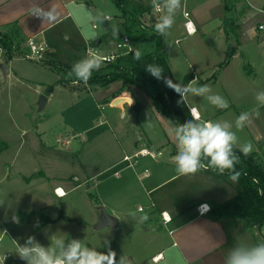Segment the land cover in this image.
Wrapping results in <instances>:
<instances>
[{
    "label": "crops",
    "instance_id": "1",
    "mask_svg": "<svg viewBox=\"0 0 264 264\" xmlns=\"http://www.w3.org/2000/svg\"><path fill=\"white\" fill-rule=\"evenodd\" d=\"M148 1L152 16L161 21L167 16L172 21L171 26L161 35L174 81L180 85L184 76L194 75V79L182 93V99L190 115L191 111L197 115L195 119L192 115L191 117L198 126L211 122L212 119L218 121V111L230 109L232 106L231 101L227 103L221 95L224 92L233 94L237 91L231 76L238 66H241L239 69H243L242 60H246L245 66L253 74L264 72L262 52L264 31L258 30V26L264 24V0H180L182 13L179 17L173 12L169 13L168 0ZM139 2L144 3L145 0ZM154 5L160 7L159 13L153 12ZM184 13H188V18L193 24L194 33L191 35H187L184 30L186 21ZM96 14L97 9L90 0H0V35L15 34L18 37L13 54H8L0 48L4 52V55L0 54V66L4 67V71L7 68L12 71L13 61L23 57L19 46L24 45L25 40L32 37L37 42H43L47 49L42 62L29 61L30 63L51 73H53L49 68L51 65L79 71L82 65L90 62L83 54L87 44L95 42L102 52H108L123 34L120 16L115 18V23L112 18L105 21L106 15H103L101 32H98L95 24L84 27L80 15L91 16L94 19ZM224 19L233 20L234 25L238 27L237 39L229 36L233 41L237 40V45L228 64L212 79L211 76L223 61L229 45V38L222 29ZM93 25L96 29L92 28ZM173 25L179 30L180 35L170 41L168 35ZM240 42L246 43L245 53L240 51ZM254 42L257 43L258 50L253 49ZM251 49L254 51L253 56L250 54ZM177 50L179 54L176 53ZM5 55L6 60L3 61ZM78 63L82 65L76 67ZM56 82L55 75L54 85L58 86ZM51 88L50 86L47 89V94ZM204 88L207 90L201 92ZM68 89L78 99H83L84 104L83 111L77 115L78 122L68 125L71 130L85 133L88 137L81 141L79 151L85 145L91 144L92 149H97L102 155L100 159L102 166L98 167L97 173L93 176H99L109 168L121 166L124 164L122 160L125 156H132L144 147H152L148 134L139 123L145 107L151 109L159 125L164 124L167 119L157 113L146 94L134 86L122 88L120 82H114L94 91ZM217 97L225 102L227 107L214 112L216 106H219L214 102V98ZM103 106L110 108L109 114H112L111 109L117 110L122 120L127 119L131 122V129L127 125H118L114 128L106 119L104 123L99 121L97 123ZM241 116L238 115V121ZM34 129L33 134L38 136V130ZM130 132L136 135V139L129 136ZM65 136H68V132L62 137L68 142L66 146H62L66 148L73 142ZM178 136L177 130L176 139L167 142L169 152L166 153L163 148H156L161 151L158 159L144 157L138 159L135 164V170L136 167L139 168V173L136 174L134 171L137 177L134 191L147 210L145 216L138 218L139 222L128 210V204L133 202L135 195L129 197L128 194L121 192L125 189L126 181L116 184L117 187L97 188L100 197V202H97L106 204L104 206L107 214L118 221L116 229L110 230H118L120 226L125 230L126 226L131 225L134 226L133 230L139 227L143 234L154 233L153 243L137 245L130 242L122 247L116 246L112 260L124 259L130 264H232L237 258L253 256L257 250L264 248L260 230L256 227H247L241 220L227 217L210 219L207 214H198L197 207L201 204H206L210 208L232 199L236 194V184L228 177L204 169L192 175H180L177 172V156L172 152V146L179 148ZM93 143L95 145H92ZM231 146L240 150L235 145ZM251 154L261 164L256 153ZM98 162L99 160L94 163ZM128 168L126 164V168L123 167L121 170L126 171ZM133 168L129 169L134 170ZM35 171L38 173L37 169ZM45 175V171L41 170L38 178L45 179ZM82 179L83 182H88L90 178L85 174ZM25 181L29 182L27 179ZM56 189L62 190L58 185L53 187V191ZM161 213L170 217V223L166 226L161 224ZM100 217L101 214L93 224ZM161 229L167 238L159 236ZM154 257H157L155 261Z\"/></svg>",
    "mask_w": 264,
    "mask_h": 264
},
{
    "label": "rangeland",
    "instance_id": "2",
    "mask_svg": "<svg viewBox=\"0 0 264 264\" xmlns=\"http://www.w3.org/2000/svg\"><path fill=\"white\" fill-rule=\"evenodd\" d=\"M90 1L94 3L97 14L94 19L80 15L84 27L95 24L98 32H101L103 15L113 20L120 16L109 0ZM173 13L176 17L181 16L182 8L177 7ZM171 30L168 39L173 41L180 34L174 25ZM239 45L241 53H245L246 43L240 42ZM257 46L254 42L253 49L258 50ZM253 49L250 53L252 56ZM19 51L23 56L27 54L25 45H20ZM262 52L264 53L263 50ZM176 53L179 54L178 50ZM5 60L6 55L3 58ZM245 63L246 60L243 59V69H239L241 66L236 69L235 66L236 70L231 76L237 91L233 94L224 92L221 95L227 103L231 101V108L218 111V121L212 119L211 123L232 133L235 139L231 145L237 146L242 152L251 145L249 154L256 153L264 165V72L253 74L246 68ZM81 65L82 63H78L76 67ZM94 65L93 70L101 66L98 63ZM219 72L220 69H215L212 75L217 77ZM54 82L53 73L30 63L24 57L13 61L12 71L10 68L5 71L0 68V236L3 230L6 232L2 237L3 245L16 257L17 264H30V261L37 264L41 259L35 251L21 257L18 249L24 247L41 249L53 260L59 258L67 264L66 254L73 242H79L82 250L87 249L105 256L113 254L116 246L122 247L130 242L137 245L153 243L154 233L143 234L139 227L133 230L134 226L131 225L126 226L125 230L121 226L118 230L93 229V222L98 215L102 211L106 212V204L97 202L100 200L97 188L117 187L116 184L122 181L127 184L121 192L129 197L135 195L133 202L128 204V210L134 214L137 222L140 216H145V204L136 197L138 194L134 191L139 168L122 171L121 168H126L124 163L105 170L99 176H93L98 167L102 166L101 152L92 149L91 144L85 145L79 151L81 141L88 137L85 133L69 128L78 122L77 115L83 111L84 104L83 99H78L68 88L82 91V88L87 87L77 84L62 87L54 85ZM50 86L52 88L47 94ZM41 97L45 100L39 108ZM223 104V107L216 106L214 112L227 107L225 102ZM111 110L112 114H109L110 108L103 106L97 123H104L106 119L114 128L127 125L131 129L129 120H122L117 110ZM239 114L246 117L241 123L242 126H238ZM165 120L164 124L159 125L151 109L145 107L139 123L148 134L152 147L163 148L167 153V142L176 139L177 129L170 120ZM34 128L38 130V136L33 134ZM67 132L68 136L65 137H69L73 143L59 149L54 145V140L63 137ZM129 136L136 139L133 132ZM97 160L99 162L94 163ZM41 170L46 173L45 179L38 178ZM85 174L90 178L88 182H83L82 177ZM56 185L63 190L64 196L56 197L53 191ZM159 236L167 238L163 229L159 231ZM79 258L78 256L76 259ZM101 264H108V261L104 260ZM112 264L130 263L117 258L112 260Z\"/></svg>",
    "mask_w": 264,
    "mask_h": 264
},
{
    "label": "trees",
    "instance_id": "3",
    "mask_svg": "<svg viewBox=\"0 0 264 264\" xmlns=\"http://www.w3.org/2000/svg\"><path fill=\"white\" fill-rule=\"evenodd\" d=\"M109 1L120 14L122 33L130 39L134 50L130 54L118 58L112 64L100 66L94 70L90 69L87 80L82 78L77 70L51 65L49 68L57 77L56 84L68 86L76 82L77 85L87 87L82 90L88 91H94L114 82H120L122 88L134 86L146 94L157 113L169 119L178 130L179 136L182 135V130L189 123L197 125L182 99V93L194 79V75L184 76L180 85L174 81L165 43L161 32L156 30V25L162 21L151 15V6L148 0H145L144 3L134 0ZM222 29L229 38V45L223 61L216 70L222 69L228 64L234 55L235 45H237V40H232V38L237 39L238 37V27L234 25V21L224 19ZM17 38L15 34L12 36L0 35V48L7 51L8 54H13V48L17 46L14 44L18 43L15 42ZM137 52L140 53L138 59L135 58ZM157 68L162 69L160 77L153 74V70ZM211 78L213 79L214 75ZM168 81L176 87L169 86ZM176 88H179V91ZM179 136V148L172 146V152L177 157L181 154ZM230 150L233 166L231 169H224L223 172L218 167L211 166V157L203 155V150L198 158L200 169L213 171L230 179L233 176H238V179H232L236 184L235 196L222 204L211 206L207 215L210 219L227 217L232 220H241L247 227H256L260 230L264 240V166L255 159L253 154L245 155L233 146Z\"/></svg>",
    "mask_w": 264,
    "mask_h": 264
},
{
    "label": "clouds",
    "instance_id": "4",
    "mask_svg": "<svg viewBox=\"0 0 264 264\" xmlns=\"http://www.w3.org/2000/svg\"><path fill=\"white\" fill-rule=\"evenodd\" d=\"M169 13L173 12L174 9L180 6V0H168ZM171 19L164 17L161 23L156 25V30L163 33L166 28L171 26ZM140 53L137 52L135 58H139ZM94 62H88L79 68L78 74L87 80L89 78L90 69L94 67ZM162 69L157 68L153 70V74L160 77ZM169 86L171 82L168 81ZM179 91V88H176ZM207 89H201V92ZM214 102L219 106H225L219 97L214 98ZM194 111V110H193ZM246 117L241 116L240 122ZM238 122V126H242ZM183 134L179 136L181 154L177 157V172L180 175H192L197 173L201 165L198 163V158L201 156V150L203 155L210 156V164L213 168H219L221 172L224 169H231L233 166V159L231 156V142L234 141L235 137L232 133L227 132L218 124H212L207 122L202 126L194 125L189 123L183 130ZM251 150V145L243 149L245 155H248ZM231 179L236 180L238 176H233ZM147 217H145L146 219ZM19 254L21 257H26L29 252H38L41 259L37 264H65L64 260L59 258L53 260L49 256L45 255L41 249H29L27 247L19 248ZM67 255V264H101L102 261L107 260L108 264H112V258L114 254L109 256L98 255L95 252H89L87 249H81L79 242H73L70 246V251ZM80 257L78 260L77 257ZM30 264L32 262L30 261ZM232 264H264V248L256 251L253 256L243 257L235 259Z\"/></svg>",
    "mask_w": 264,
    "mask_h": 264
},
{
    "label": "built area",
    "instance_id": "5",
    "mask_svg": "<svg viewBox=\"0 0 264 264\" xmlns=\"http://www.w3.org/2000/svg\"><path fill=\"white\" fill-rule=\"evenodd\" d=\"M153 12L159 13L160 7L158 5L153 6ZM183 17L185 18L184 22V30L187 35H191L194 33V28L192 22L189 20L188 13H184ZM105 21H109L110 17L104 16ZM93 29H96V26H92ZM258 30L264 31V24H261L258 26ZM178 42H176L177 44ZM25 48L27 50V54L23 56L25 59L33 62H42L44 53L47 49L46 45L43 42H37L34 38H28L24 42ZM134 50V46L132 45L130 39L125 35L122 34L117 41L114 43V46L111 50L108 52H102L97 45H95V42L89 43L85 46L83 50L84 57L87 61L96 62L98 64H101V66L112 64L115 60L118 58H121L123 56H126L130 54ZM2 53V50L0 49V54ZM76 85L77 83H72ZM192 117L195 119L197 118V115H195L191 111ZM54 143L58 146H66L68 144L66 139H63L62 137H58L54 140ZM161 156V151L159 149L153 148V147H144L140 150H138L135 154L132 156H125L123 157V162L127 164V167L133 168L135 167V164L138 159L140 158H150V159H158ZM145 175H147V172H145ZM57 189L54 191L55 195L57 194ZM210 208L206 204H201L197 207V212L199 215H206L209 212ZM161 224L163 226H166L170 223V217L165 214L161 213ZM170 233V232H169ZM6 235L5 230L1 232L0 236V264H17L16 257L8 251L5 246L2 243V237ZM158 257V256H157ZM157 257L153 258V261L157 259Z\"/></svg>",
    "mask_w": 264,
    "mask_h": 264
},
{
    "label": "water",
    "instance_id": "6",
    "mask_svg": "<svg viewBox=\"0 0 264 264\" xmlns=\"http://www.w3.org/2000/svg\"><path fill=\"white\" fill-rule=\"evenodd\" d=\"M0 68L2 70H4L3 66H0ZM44 97L40 98V102H39V108L42 107L43 103H44ZM117 219L109 214H107L105 211H102L101 213V217L100 219L93 225V229L94 230H101L104 228H108V229H116L117 227Z\"/></svg>",
    "mask_w": 264,
    "mask_h": 264
},
{
    "label": "bare ground",
    "instance_id": "7",
    "mask_svg": "<svg viewBox=\"0 0 264 264\" xmlns=\"http://www.w3.org/2000/svg\"><path fill=\"white\" fill-rule=\"evenodd\" d=\"M57 191H58V193H57V194H58V196H61V197H62V196H64V193H63V191H62V190H58V189H57ZM57 191H56V192H57Z\"/></svg>",
    "mask_w": 264,
    "mask_h": 264
}]
</instances>
